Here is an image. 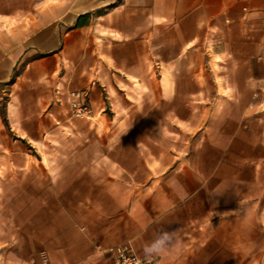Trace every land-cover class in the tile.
<instances>
[{
	"label": "crops",
	"instance_id": "crops-1",
	"mask_svg": "<svg viewBox=\"0 0 264 264\" xmlns=\"http://www.w3.org/2000/svg\"><path fill=\"white\" fill-rule=\"evenodd\" d=\"M4 89L8 168L51 191L11 210L0 264H113L161 230L179 251L152 264H264V0H0Z\"/></svg>",
	"mask_w": 264,
	"mask_h": 264
},
{
	"label": "rangeland",
	"instance_id": "rangeland-1",
	"mask_svg": "<svg viewBox=\"0 0 264 264\" xmlns=\"http://www.w3.org/2000/svg\"><path fill=\"white\" fill-rule=\"evenodd\" d=\"M7 89L0 90V234L7 232V230L11 227L12 218L10 216L11 210L17 209L25 204L26 206L33 201L28 200L29 194H41L42 199L46 198L51 189L49 184V171L42 170L41 173V181L37 183L39 180V175L33 172L31 173L29 169H10L8 168V163L15 160H20V157H14L12 153H10L7 149L8 142L10 143V134H8L9 127L8 123L2 120L3 115L5 114V104L7 100ZM66 142H63V144ZM3 145L4 147H2ZM49 145V146H48ZM52 145H57L55 138L49 137L45 139V146H47L44 150L41 151V157L43 162L48 164L50 159L55 160L56 157L61 160H65L67 154H58L50 152V147ZM29 153L33 154L34 151L31 147H28ZM52 157V158H51ZM19 172V173H18ZM48 176V177H47ZM18 178L21 180V184H17ZM34 178H36V184H34ZM23 182V183H22ZM25 193L26 199L25 201L15 200L16 195L18 193Z\"/></svg>",
	"mask_w": 264,
	"mask_h": 264
},
{
	"label": "built area",
	"instance_id": "built-area-1",
	"mask_svg": "<svg viewBox=\"0 0 264 264\" xmlns=\"http://www.w3.org/2000/svg\"><path fill=\"white\" fill-rule=\"evenodd\" d=\"M70 111L75 116H85L89 110L86 96L83 91L71 90L68 92ZM111 255L113 264H149V259L136 255L128 244H118L107 248ZM153 263L151 259L150 264ZM9 264V263H4ZM25 264H53L47 254L40 251L36 256L31 257Z\"/></svg>",
	"mask_w": 264,
	"mask_h": 264
},
{
	"label": "clouds",
	"instance_id": "clouds-1",
	"mask_svg": "<svg viewBox=\"0 0 264 264\" xmlns=\"http://www.w3.org/2000/svg\"><path fill=\"white\" fill-rule=\"evenodd\" d=\"M178 243L175 233L161 230L150 243L145 245V257L149 259L150 264L151 259L154 257L169 254L172 251H179Z\"/></svg>",
	"mask_w": 264,
	"mask_h": 264
}]
</instances>
